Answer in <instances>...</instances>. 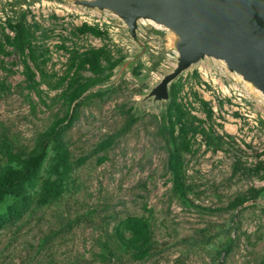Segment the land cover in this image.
Returning <instances> with one entry per match:
<instances>
[{
    "label": "rangeland",
    "instance_id": "rangeland-1",
    "mask_svg": "<svg viewBox=\"0 0 264 264\" xmlns=\"http://www.w3.org/2000/svg\"><path fill=\"white\" fill-rule=\"evenodd\" d=\"M138 36L146 54L102 89L138 52L120 23L60 0H0V176L46 152L0 225V264H264L260 100L203 63L170 105H140L173 60L160 30ZM47 189L59 195L41 202Z\"/></svg>",
    "mask_w": 264,
    "mask_h": 264
},
{
    "label": "water",
    "instance_id": "water-1",
    "mask_svg": "<svg viewBox=\"0 0 264 264\" xmlns=\"http://www.w3.org/2000/svg\"><path fill=\"white\" fill-rule=\"evenodd\" d=\"M97 17L120 23L138 52L119 65L115 85L131 73L147 46L139 39L143 24L160 30L173 68L141 96L153 108L170 101L169 87L197 64L212 63L258 97L264 109V0H60Z\"/></svg>",
    "mask_w": 264,
    "mask_h": 264
},
{
    "label": "trees",
    "instance_id": "trees-1",
    "mask_svg": "<svg viewBox=\"0 0 264 264\" xmlns=\"http://www.w3.org/2000/svg\"><path fill=\"white\" fill-rule=\"evenodd\" d=\"M172 85L169 88V92L172 89ZM171 102L172 95L170 93V101L168 104H166V106L170 105ZM77 108L78 105L76 104V106L74 107V113ZM74 115L75 114L73 113L70 115V123L74 119ZM54 145L58 156L59 154H61L62 156L65 155L66 150L61 145L57 144L56 141H54ZM45 157V149L41 147L35 155H33L27 160V162L24 164L22 172L9 170L8 172L0 176V204L4 202L7 196H13L17 199L16 202H14L8 207V212L6 214L0 215V225L5 224L11 217H16L19 215L21 209L23 208L27 200L25 196V191L27 187H31L32 185H34V180L38 175V172ZM175 186L178 191L182 190V185L179 177L176 178ZM58 195L59 193L57 190L52 191L50 189H47V193L41 197V202H46L48 200V197H57ZM124 226L126 231H129L136 237H142L144 234L142 226L136 219L126 220L124 222Z\"/></svg>",
    "mask_w": 264,
    "mask_h": 264
}]
</instances>
